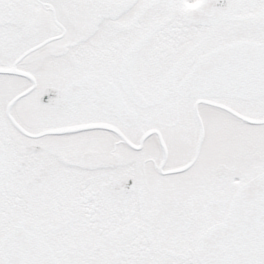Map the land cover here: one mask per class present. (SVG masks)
<instances>
[{
    "label": "snow or ice",
    "instance_id": "6c2138e0",
    "mask_svg": "<svg viewBox=\"0 0 264 264\" xmlns=\"http://www.w3.org/2000/svg\"><path fill=\"white\" fill-rule=\"evenodd\" d=\"M0 264H264V0H0Z\"/></svg>",
    "mask_w": 264,
    "mask_h": 264
}]
</instances>
